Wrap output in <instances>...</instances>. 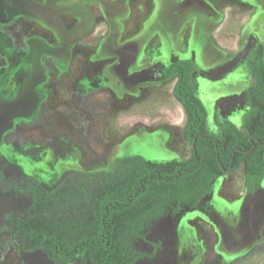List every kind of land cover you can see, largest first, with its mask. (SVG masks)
<instances>
[{"label": "rangeland", "instance_id": "obj_1", "mask_svg": "<svg viewBox=\"0 0 264 264\" xmlns=\"http://www.w3.org/2000/svg\"><path fill=\"white\" fill-rule=\"evenodd\" d=\"M226 2L231 6L233 14L240 16L249 14L251 18L249 23L246 19L243 21L242 34L235 38L239 45L232 54L231 38L225 40L229 46L219 44L220 46L213 47V52L218 50L221 55L224 52L230 53L227 58L231 59L251 34L256 33L264 43V0H251L252 3L243 4L239 0ZM8 9L10 10V7ZM99 15L100 13L97 14L98 18ZM111 15L113 16H109L110 19L115 16ZM8 16L6 22H2L0 17V35L7 36L6 39L11 40L17 48L28 45L27 36L37 32V29L24 19L11 22L10 12ZM161 23L166 29L168 26L166 20L163 19ZM202 30L203 37L202 35L198 37L194 47L195 52L199 51L198 57L201 47L203 48L202 44L210 41L207 40L209 37L205 35L204 27ZM41 40L43 42V39ZM49 41L55 42L53 37H50ZM0 45L4 47L2 38ZM89 47L91 48L87 46L76 48L83 54L87 53L81 57L83 60L79 71L83 67V69L89 67L88 73H96L105 63L107 65V62L115 60V55L98 59L91 53L95 50V45ZM206 49L203 48V51H212ZM24 56L18 58L24 59ZM62 56L70 57L68 54ZM13 59L18 60L16 56L11 55V62ZM117 59L119 60V57ZM47 60L50 63L55 61L49 57L44 59V63H48ZM198 61L203 66V60L198 58ZM3 62L4 56L0 55V65ZM146 62V65L137 63L130 68L129 64L124 62L119 66L121 70H128L132 76L138 74L136 77L140 82L125 85L117 80L116 76L111 75L107 78L109 80L107 83L113 90L111 93L97 87L89 96L69 94V102L62 101L54 93L51 100L46 103L45 111L39 116L37 109H34L35 101L27 102L25 107L20 105L17 109L12 108L10 103V117L6 116L5 129L0 135L2 144L4 146L7 142L11 144V140L17 138L18 142L32 140L42 147L35 150L30 144V146L21 144V147H16V150L10 153L8 159L10 164L19 166L23 175L38 178L45 187L51 188L69 170L112 169L118 156L139 154L147 159L159 161L174 157L187 158L191 146L184 140L182 134L185 112L184 109H179V105L176 106L177 101L172 95L176 79L172 77L155 79L160 75L158 66L165 64L166 58L152 63L146 59ZM235 64H238V61ZM111 66L109 75L116 73L115 64ZM248 66L247 62L241 61L238 67L232 66L231 71L226 68L214 72L212 78L202 71L196 74L198 94L209 112L210 127H214L213 115L216 105H222L224 113L238 125H242L247 108L242 101L243 92L253 81L248 73ZM34 68L36 69V66L32 68V74L36 76ZM144 68L146 70L140 72ZM226 73L228 75H225ZM10 75L12 76L11 67ZM51 88L56 90L55 87ZM30 103L31 110L28 108ZM5 112L3 114L7 115ZM32 113L36 116L31 120L27 119ZM0 122H3L1 117ZM45 127L50 129L47 137L43 135L46 134L43 129ZM60 152L64 154L63 160L55 161ZM71 159L74 161L70 162ZM55 179L58 181L53 183ZM244 181L242 166L239 170L217 179L212 195L202 201L198 208L187 209L175 218L154 225L149 238L157 240L165 235V241L159 251L144 257L137 264H227L246 254L254 244L264 241V182L261 191L250 196L247 194ZM140 247L151 250L149 243L141 242ZM1 251L0 264H52L41 252L25 253L15 239H10L6 253ZM69 264H90L87 253H80Z\"/></svg>", "mask_w": 264, "mask_h": 264}, {"label": "trees", "instance_id": "obj_2", "mask_svg": "<svg viewBox=\"0 0 264 264\" xmlns=\"http://www.w3.org/2000/svg\"><path fill=\"white\" fill-rule=\"evenodd\" d=\"M247 44L250 49L246 52V45L240 58L247 59L255 82L245 94L249 106L245 131L219 112V132L208 131L207 109L197 95L194 77L201 70L192 57L175 58L163 73L178 76L174 95L187 113L184 135L195 145L191 156L164 161L139 154L117 157L113 170L73 171L52 189L44 188L35 177L21 176L13 185L23 204L10 212L4 235L10 233L25 251L44 252L53 264H68L86 249L93 264H136L144 255L137 244L147 240L153 226L198 208L231 165L235 171L245 164L248 195L260 192L264 45L255 34ZM227 264H264V241Z\"/></svg>", "mask_w": 264, "mask_h": 264}, {"label": "crops", "instance_id": "obj_3", "mask_svg": "<svg viewBox=\"0 0 264 264\" xmlns=\"http://www.w3.org/2000/svg\"><path fill=\"white\" fill-rule=\"evenodd\" d=\"M239 1L242 4L252 3L251 0ZM0 6L2 22H6L10 12L11 22L24 19L37 29V32L27 36L28 45L21 48L6 39L4 34L0 35L4 44V47L0 45V55L4 56V62L0 65V84H3L0 86V117L3 121L0 122V135L5 129L6 118L10 117L11 106L17 109L20 105L25 107L27 102L35 101L34 109H37L42 101L43 84L48 78L45 57L67 63L69 58L62 55H70L79 46L91 48L89 46L95 45L91 53L98 59L121 52L126 59L128 56L126 63L129 68L137 63L146 65V59L152 63L168 56L171 58L174 54L189 58L198 37H203L201 28L204 27L210 41H205L202 46L212 51L204 52L201 47L200 57L197 51L196 58L197 61L201 58L203 67L207 68V65L214 66L229 59L230 53L221 55L218 50L213 52L214 48L229 46L225 40L231 38L232 54L239 45L235 38L242 34L243 21L246 19L249 23L251 19L249 14H233L226 0H0ZM111 14L115 15L112 20L109 17L113 16ZM163 19L168 24L166 29L161 23ZM48 35L55 42L49 41ZM37 39H43V42ZM207 44L210 45L206 47ZM10 54L18 60L11 62ZM20 56H24V59L18 58ZM115 61L112 60L106 70H100L101 78L96 77L95 73H88L90 85L102 84L103 78H110L111 75L120 79L115 73L108 74ZM34 66L36 76L32 74ZM178 105L179 109H184L177 101ZM31 107L30 103L29 110ZM4 111L7 115L3 114Z\"/></svg>", "mask_w": 264, "mask_h": 264}, {"label": "flooded vegetation", "instance_id": "obj_4", "mask_svg": "<svg viewBox=\"0 0 264 264\" xmlns=\"http://www.w3.org/2000/svg\"><path fill=\"white\" fill-rule=\"evenodd\" d=\"M252 35V34H251ZM250 35V36H251ZM255 35L257 36V34L255 33ZM250 36L245 40V42L242 44L241 48L239 49V51L237 52V54L235 56H233L231 59H228V60H225V61H221L219 62L218 64L214 65V66H210L209 68H204L203 66H201V64L197 61V58H196V52L195 50L193 51V54H192V58L194 59V61L196 62V64L198 65V67L200 68V70L203 72V74L207 75L208 77L212 78V74L218 70H224V69H229L230 71L232 70V66H239L240 62L241 61H244V62H247V59L246 58H240V54L241 52L243 51V49H245L246 45H247V49H245L246 52H248V50L250 49L249 45L247 44V41L248 39L250 38ZM258 38V36H257ZM259 39V38H258ZM260 40V39H259ZM261 41V40H260ZM262 42V41H261ZM263 43V42H262ZM264 45V43H263ZM78 51V52H77ZM86 52L81 53L79 50L77 49H74L73 52L70 54V57L67 61V63H60V62H56V61H53V63H50L48 60L46 63V74H47V79L45 80L44 84H43V88H42V91L44 93V96H43V99L42 101L40 102V104L38 105L37 107V115L39 116L41 112H44L45 110V107H46V103H48V100H51V98L54 96V93L56 95L57 98L61 99L62 101L64 100L65 102H69L68 100L70 99V96L69 94H82V95H91L93 92H94V89L97 88V87H100V88H104L103 90H106L108 92H112L113 90L111 89L110 85L107 83L109 82V80L105 77L103 78V83L101 84H97L95 86H92L90 85V76H88V68L86 67L85 69L81 68L80 71H79V67L82 66V58L81 57H84L86 56ZM246 54V53H245ZM244 54V55H245ZM83 55V56H82ZM125 54L119 52V54H116L115 55V59H117L119 57V60L117 59L115 61V66L114 68L116 69V75L120 78V82L122 84H125V85H131L135 82L138 83L140 82V80L138 79V77H136V74L135 76H132L133 74H131L128 70H121L119 68L120 66V63H126V61L128 60V56H127V59L125 58ZM181 58L177 55H172L171 58L166 57V63L163 64V65H159L158 67V72H159V76L157 78H167L166 75H164L163 73V68L168 66L175 58ZM45 58H49V57H45ZM54 59V58H53ZM238 61V64H235L237 63ZM112 62V61H110ZM110 62H107L108 64L106 65V63L103 65V68L104 70H106V68L110 65ZM249 65V64H248ZM234 67V68H235ZM249 67V66H248ZM231 68V69H230ZM143 70H146V68L142 69L140 72H143ZM228 70V71H229ZM227 71V72H228ZM92 73H95V72H92ZM138 73V72H137ZM249 75L251 76L252 78V82L248 85V87H246V90H244L243 92V102L245 104V106H247L245 112H244V116L246 115L247 111L249 110V106L247 105L246 103V97H245V94L247 92V90L249 89V87L255 82V79L254 77L252 76V74L250 73V68H249ZM225 75H228V73H226ZM224 75V76H225ZM95 76L96 77H103L101 75V72L100 71H97L95 73ZM222 76V77H224ZM168 77H172V78H175L176 81H175V84L177 82V79H178V76H168ZM195 77V81H196V85H197V95L199 96L198 94V80L196 79V75L194 76ZM220 77V78H222ZM135 78V80H133ZM150 79V78H148ZM148 79H146V81H149ZM153 79V78H152ZM219 79V78H218ZM141 81H143L141 79ZM152 81V80H151ZM175 84L173 86V90H172V95L174 97V99L176 101H178L179 103H181L177 98L176 96L174 95V87H175ZM51 87H55L56 90L52 89ZM64 89V91H63ZM64 93V94H63ZM202 100V99H201ZM204 103V102H203ZM182 104V103H181ZM205 105V104H204ZM184 107V106H183ZM206 107V105H205ZM207 109V107H206ZM35 111V110H34ZM184 112H185V123L182 127V134H183V138L186 142H188L191 146V151H190V155L185 158V159H181V158H178V157H174L176 159H179V160H187L191 154H192V149L195 148L194 146V143H191L189 142L185 135H184V127L186 125V122H187V113H186V110L184 108ZM217 112H219V115L223 118H226L230 121H232L233 123H235L237 125V127L243 131H245V126H244V116H243V119H242V125H238L236 122H234L232 119L229 118V116H227L224 111H223V106L220 105V106H215V112H214V115H213V124H214V127H210V122H209V112L207 110V128H208V131L209 132H219V125H218V122H217V117H216V114ZM36 115H34L33 113L31 115H29L27 117V119H32L34 118ZM20 129V128H19ZM44 131L46 132V134L44 133L43 135L45 137H47V135H49V128H43ZM17 130V129H16ZM155 137V136H153ZM197 137V136H196ZM205 137H209V136H205ZM250 139L252 140V142H254V138L253 137H250ZM19 140L14 139V140H11V144L9 142H7V144L4 146L3 144L0 145V251L2 250L3 253H6L7 250H8V247H9V241L10 239V233H6L7 235H4L5 234V230L3 229V227L7 224V220H8V216L10 215V212L13 210V209H19L22 204H23V197L18 193V191L16 190V188L14 187L13 183L15 182V180H18L21 176H25L23 175L22 173V170L19 166L17 165H13V164H10V161L8 159H10V153L14 152L16 149V147H21V144H27V146H34V149H38V148H42L41 147V144L40 145H37L38 143L32 141V140H24L21 142H18ZM264 143V142H261V144ZM30 144V145H29ZM36 144V145H35ZM264 146V144H262ZM255 146V145H254ZM25 151V150H23ZM62 151V150H61ZM63 155L61 152L60 154H58V156L55 157V161L56 160H59V161H62L63 160ZM9 157V158H8ZM66 157V155H65ZM118 157H121V156H118ZM4 158V159H3ZM73 158V157H72ZM67 159V157H66ZM168 160V159H167ZM74 161V159H71L70 162ZM68 164V162H67ZM61 166L63 165L62 163L60 164ZM232 166V165H231ZM230 166V167H231ZM242 166L244 167V179H245V164L243 163ZM115 167V166H114ZM114 167L112 169H99V170H83V169H73V170H69L67 172L64 173L62 179L70 172H73V171H82V172H91V171H100V170H113ZM229 167V168H230ZM228 168V169H229ZM228 169H225V174L227 173H230V172H233L234 170H231V171H228ZM236 171V170H235ZM223 174V175H225ZM55 175V174H54ZM222 175V176H223ZM47 176V175H46ZM221 177V176H220ZM219 177V178H220ZM218 178V179H219ZM38 179V178H37ZM61 179V180H62ZM40 184L46 188V189H52L54 188L61 180H54V182L58 181V183L56 185H54V187H51V188H48V187H45L41 180L38 179ZM217 180V179H216ZM216 182V181H215ZM264 182V179L262 181V184ZM245 183V181H244ZM261 184V186H262ZM215 185V183H214ZM245 187H246V183H245ZM213 191H214V187H213ZM247 191V189H246ZM213 193V192H212ZM165 235L162 237H160L159 239L157 240H152L149 238V235L147 236V240H140L137 244V248L139 250H141L142 252H144V255L136 262V264L141 260L143 259L144 257H147V256H150V255H153L154 253H156L157 251L160 250V247L161 245L163 244V241H165ZM17 241V239H15ZM141 242L143 243H149L151 245V250H144L143 248L140 247V244ZM18 245L20 246V248L25 252V253H32V252H41L43 253L48 260L51 261V263L53 264L52 260L42 251L40 250H35V251H25L21 245L19 244V242L17 241ZM1 251V253H2ZM82 252H86L87 255H88V261L90 264H93L91 261H90V258H89V251L86 249V250H83L79 253H77L74 257H72V259L69 261V263L77 256L79 255L80 253ZM68 263V264H69Z\"/></svg>", "mask_w": 264, "mask_h": 264}, {"label": "water", "instance_id": "obj_5", "mask_svg": "<svg viewBox=\"0 0 264 264\" xmlns=\"http://www.w3.org/2000/svg\"><path fill=\"white\" fill-rule=\"evenodd\" d=\"M262 144H264V143H262ZM232 170V166L228 169V171H231Z\"/></svg>", "mask_w": 264, "mask_h": 264}]
</instances>
